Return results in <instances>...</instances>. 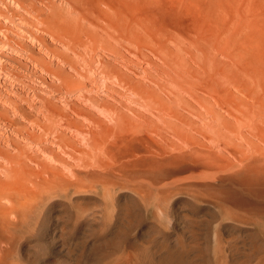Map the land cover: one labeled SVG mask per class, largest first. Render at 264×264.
Wrapping results in <instances>:
<instances>
[{
    "label": "bare ground",
    "instance_id": "obj_1",
    "mask_svg": "<svg viewBox=\"0 0 264 264\" xmlns=\"http://www.w3.org/2000/svg\"><path fill=\"white\" fill-rule=\"evenodd\" d=\"M194 1L0 0L6 21L13 15L18 17L22 9L19 17L33 27L29 37L38 41L46 56L70 69L64 71L58 64L52 67L49 60L32 52L34 46H30L31 51L21 43L27 60L55 81L46 85L45 95L8 98L5 102L12 116L6 107L0 108V264H18L11 257L13 249L39 232V222L56 208L68 215L74 212L75 221L72 226L67 223L66 235L77 234L94 223L86 217V200H112L124 188L119 197L154 202L157 212L162 208L157 209L159 201L177 194L192 208L212 211L215 201L210 193L222 195L223 200L246 211H221L220 219L225 214L222 226L237 225L252 231L259 224L250 214L264 217V201H254L255 196L264 197V74L219 70L213 68L216 65L207 69L209 64L203 67V62L193 67L187 63L189 58L164 45L165 27L183 32L184 40L187 35L190 40L195 36L184 33L191 29V16L183 13ZM10 19L13 23L14 17ZM145 21L154 27L150 25V30ZM158 31H163L161 40L157 39ZM43 34L64 49L59 50L55 43L51 46ZM147 36L157 45L151 49L157 47L152 51L159 62L142 51ZM19 38L11 39L17 42L14 39ZM117 44L125 45L136 59L125 55ZM186 45L180 44L181 50L186 51ZM103 49L115 55L124 69L106 65L101 57ZM13 84L10 86L15 88ZM175 171L187 177L181 180L179 175L180 181L171 184L162 182ZM139 177L144 180H136ZM157 222L151 224L160 227ZM155 230L167 232L162 227ZM186 261L183 253L170 252L158 257L156 263ZM189 262L201 263L191 258Z\"/></svg>",
    "mask_w": 264,
    "mask_h": 264
},
{
    "label": "rangeland",
    "instance_id": "obj_2",
    "mask_svg": "<svg viewBox=\"0 0 264 264\" xmlns=\"http://www.w3.org/2000/svg\"><path fill=\"white\" fill-rule=\"evenodd\" d=\"M0 5V12L2 15L0 16V23L2 24L0 25V108L6 107L10 109V107H8L10 105L5 102L8 98L19 100V98L16 97L17 95L18 97L21 95L26 97L28 94L27 97L29 96V99L32 96L35 97L37 94L45 95L46 91L49 89L46 85L51 84L53 80L55 81L53 76L40 70V68L36 67L30 60V62L27 60L25 56L27 52L23 48V45L25 47L28 46L31 51L34 49L32 52L35 55L38 54L37 56L40 55L42 58L44 57V60H49L48 62H50L52 67H57L58 64L64 71L68 70L70 72V69L59 63L58 60L48 55L47 57L45 55L46 52H44V49L42 50L38 41L29 37L30 27L31 29H33V27L19 17L23 13L22 9L19 10V8H15L19 10L20 15H18V17L17 15H13L14 19L12 23V19L10 18L13 17H10L9 20L6 21L8 18L4 17L5 15L3 13L6 9L2 8L3 5L1 3ZM193 6L194 8H192ZM193 6L183 12L186 17L189 18L191 16V19L189 18V22L191 23L189 26L191 29L189 28L188 32L184 33L191 34L190 37L195 35L193 37L198 39L196 40V38L194 39L191 37L190 40L189 35L186 34L188 37L186 41L184 40L185 37H183V32L165 27L162 30H168L167 34H169L170 37L165 35L166 31H164V36L162 35L163 31H158L156 35L158 36L157 39L161 40L160 37L163 36L162 40L166 42V44H164L165 42L163 43V41L160 43L168 46L171 50L178 51L185 59L189 58L187 59V63L190 65L193 64V67L202 66L203 62V67H205V63L206 66L209 64L208 67H205L207 69H218V67H223L221 69L219 68V70L229 69L231 71V69H234V72L235 70L236 72L244 70L246 73L250 71L249 73L260 72L264 74V0H195ZM187 13H189L190 16H188ZM2 17H4V19ZM145 22H147L146 26L148 25L150 30L154 27L149 21ZM26 24L29 25L27 26ZM3 25L8 30L2 28L4 27ZM150 25L152 27H150ZM22 28H27L28 30H22ZM200 29L204 31H200L202 32L201 34L198 32ZM178 31L180 33H178ZM3 33H7L6 35L8 37ZM23 34L24 36H22ZM25 34L30 40L25 37ZM43 35L46 36L45 38H49L48 40H50V42H48L51 46H54L55 43V47L59 50L64 49L61 43L58 44L59 42L51 40L47 34ZM13 36L15 38L16 36L17 38L20 36V41L14 39L18 43L13 42L11 39ZM166 37L169 38L166 39ZM5 38H8V40ZM146 38H148V42L150 43L147 42V46L142 47V51L147 54L149 58L151 57L150 59L159 62V59H157L152 51L156 50L157 47L151 49L153 46L157 45L151 44L152 41H149L152 39L151 37L147 36ZM180 38L182 41L184 40V43L179 42L181 40ZM9 40L10 42H8ZM23 40H25L28 45ZM173 40L176 42H173ZM189 40L192 43L189 42ZM193 40L196 41V43ZM4 41L8 43L6 44ZM29 41L33 42L30 43ZM199 41H202L204 44ZM21 43H23V45ZM148 44L152 46L149 47ZM180 44H187L186 48L188 49L186 51L181 50ZM188 44L192 46L190 45L189 48ZM20 45H22V47ZM30 46H34V48L31 49ZM117 46L125 55L134 59L135 56L131 52L126 51L125 45L117 44ZM160 46H162V44ZM214 46H218L216 47L217 50H215ZM219 47L225 49L226 52ZM203 48L205 49L204 51ZM218 48L224 51L226 59H224L223 53L221 54V52L218 51ZM188 51L190 53L189 55ZM212 51L215 54L210 53ZM207 54L208 56H206ZM101 55L106 65L124 69V67L115 60V55L108 50H101ZM201 56L205 60H203ZM209 58L212 60L209 61ZM219 58H223L226 61ZM192 61L195 63H192ZM222 63L226 64L224 65ZM3 65L6 66L3 67ZM212 65L216 66L212 68ZM7 68L10 72L14 71V74L12 72L10 73ZM18 75H21V77H18ZM43 81L44 84L42 83ZM12 84L15 88L10 86ZM8 86L10 88H8ZM14 91L17 93H13ZM4 103L7 104V106ZM9 109L8 113L12 116L13 112H10L11 109ZM168 175L165 176L166 178L164 177L165 179L163 178L162 182L167 184L174 183V181L178 182L180 178L184 180L185 178H183V176L186 174L182 171H178V173L175 171ZM179 175L182 177L179 178ZM184 177H187V175ZM140 179L144 180L143 177L136 178V180ZM121 190L122 189H120V191ZM123 190H125V188ZM120 191L112 197L113 201L111 198H108L106 201H101V203L86 200L85 204L87 205L84 206L85 208L89 207V209L87 208L86 217L94 223H92L93 225H87V229L85 227L82 232L77 234L66 235V231L70 227L67 226V223L72 226V223L75 221L74 212L71 210V213L68 215L63 209L61 212L60 207L56 208L50 213L51 215L48 214L39 222V226L41 225L42 227L39 232L32 235L33 237L31 236L27 240L21 241V243L16 245L11 257L18 264H157L158 257L161 259L166 253L171 252V254L183 253L187 259L185 264H190V258L196 261V263L199 259V262H201L200 264H264V219H262L264 217L255 214V212L250 214L258 218L257 224L259 223L256 227L254 226V230L252 231L237 225L222 226L221 222L225 219L224 213H226L227 209H229V211L238 210L242 213H246L243 209L239 210L236 206L234 207V204H231L230 201L223 200L221 197L222 195H218V197L217 194L210 193V196L212 194L211 197L214 195V199H212L215 201V205L213 206L214 210L212 211L207 208L199 210L192 208L186 201L178 198L181 194H177L175 197L165 200L168 203L164 200L159 201L157 204L160 206L158 205L157 209L160 207L163 209H158L159 211L157 212V210H154V206L156 205L154 202L152 204H144L127 196L119 197L118 194ZM200 192L205 194L203 190H200ZM216 196L221 200L215 198ZM250 197L254 199V196ZM255 197L254 201H264V197ZM252 198L251 200H253ZM217 202L219 203V206L217 205L218 207L216 206ZM223 204H225V206H223ZM94 206H97L99 211L96 210L97 208L95 209ZM164 207L166 210H164ZM100 208L102 210H100ZM218 209L220 212L225 210L223 218H221L222 220L220 219V217H222V212L220 213ZM153 210L156 211V218L153 216ZM95 212L97 214H94ZM67 219L69 221H67ZM160 219L162 221H159ZM157 220L158 225L161 226H157L156 228L151 222ZM259 220L261 221L259 222ZM161 227L163 231L166 229L167 232L162 233L161 230H158ZM207 233H210V235L207 236ZM214 243H217L216 247ZM182 246L184 247L183 249L181 248ZM215 249H217V253ZM175 250H177V252ZM132 253H134V255H132Z\"/></svg>",
    "mask_w": 264,
    "mask_h": 264
}]
</instances>
